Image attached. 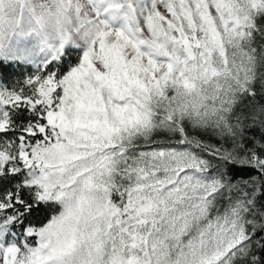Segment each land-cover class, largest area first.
Listing matches in <instances>:
<instances>
[{"label":"rangeland","instance_id":"1","mask_svg":"<svg viewBox=\"0 0 264 264\" xmlns=\"http://www.w3.org/2000/svg\"><path fill=\"white\" fill-rule=\"evenodd\" d=\"M260 14L264 0H0V59L34 67L26 97L0 82V131L21 101L47 122L0 141V173L62 206L21 245L0 227V264L241 260L254 186L219 167L264 173V151L231 142ZM67 50L82 56L58 78Z\"/></svg>","mask_w":264,"mask_h":264},{"label":"trees","instance_id":"2","mask_svg":"<svg viewBox=\"0 0 264 264\" xmlns=\"http://www.w3.org/2000/svg\"><path fill=\"white\" fill-rule=\"evenodd\" d=\"M256 42V79L250 92L246 93L236 106L239 123L231 142L237 146L264 151V14L255 20V32L252 34ZM81 51L71 53L67 50L58 60L48 66L56 71L57 77L67 74L81 59ZM33 66L19 62L0 59V82L10 91L28 96L27 79L33 77ZM9 126L0 131L1 142H15L20 135H25L29 127H45L47 122L39 113V105L31 106L28 102H19L8 106ZM202 137H205L202 135ZM220 172L229 182L253 186L252 198L248 199L253 225L250 229V246L241 260L236 264H264V173L252 166L238 165L223 161ZM25 170L10 171L6 168L0 173V227L8 241L21 239L30 227H43L62 206L55 201H40L35 187L25 185ZM113 199L119 202L118 191L113 192ZM18 239L15 238V235Z\"/></svg>","mask_w":264,"mask_h":264}]
</instances>
